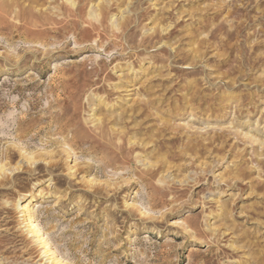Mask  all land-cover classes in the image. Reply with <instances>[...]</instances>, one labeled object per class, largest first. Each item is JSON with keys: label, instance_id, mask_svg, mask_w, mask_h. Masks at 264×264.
<instances>
[{"label": "rangeland", "instance_id": "obj_1", "mask_svg": "<svg viewBox=\"0 0 264 264\" xmlns=\"http://www.w3.org/2000/svg\"><path fill=\"white\" fill-rule=\"evenodd\" d=\"M0 264H264V0H0Z\"/></svg>", "mask_w": 264, "mask_h": 264}, {"label": "bare ground", "instance_id": "obj_2", "mask_svg": "<svg viewBox=\"0 0 264 264\" xmlns=\"http://www.w3.org/2000/svg\"><path fill=\"white\" fill-rule=\"evenodd\" d=\"M58 142H59V141L56 140V139H53V140H52V143H53V144H54V143H58ZM57 165H58V164H56V166H57ZM23 209H24V208H23ZM32 212H33V211H31L30 213H32ZM27 216H28V215H27ZM30 216H31V215H30ZM27 219H28V218H27ZM32 219H33V218L30 217V224L32 223ZM27 221H28V220H27ZM24 223H25V222H24ZM32 226H34V225H30L31 230H37L36 227H33V228H32ZM42 235H43V234H42ZM47 244H48V243H47ZM27 252H28V251H27ZM27 254H28V253H27Z\"/></svg>", "mask_w": 264, "mask_h": 264}]
</instances>
